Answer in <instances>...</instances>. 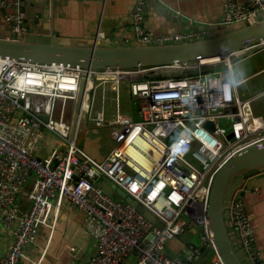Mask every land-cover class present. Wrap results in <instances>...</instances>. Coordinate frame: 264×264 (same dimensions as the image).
Returning <instances> with one entry per match:
<instances>
[{
    "label": "built area",
    "instance_id": "obj_1",
    "mask_svg": "<svg viewBox=\"0 0 264 264\" xmlns=\"http://www.w3.org/2000/svg\"><path fill=\"white\" fill-rule=\"evenodd\" d=\"M4 4L0 0V7ZM260 14H264V0L226 2L220 25L253 23ZM131 19L136 41L143 44L189 41L210 34L207 30L153 33L143 23L141 3ZM5 20L12 23L13 37L26 36L19 7ZM258 46L226 53L215 62L210 58L111 71L0 59V226L11 228L13 236L0 264H19L35 243L39 227L48 223L53 201L56 207L67 201L85 214L97 252L84 264H122L131 254L136 264H189L191 256H172L166 250L167 243L184 231L183 218L202 227L211 264H223L209 228L208 202L219 170L240 152L264 143V120L253 112V97L238 95L233 76L236 60ZM196 66L200 70L186 76L130 79L156 69L177 72ZM82 80L85 91L79 111L74 112L68 105L76 104ZM106 83L116 91L117 108L111 118H106L103 106L91 113L95 90ZM122 83L128 84L137 101L136 120L119 109ZM84 117L97 127L111 128L115 144L102 160L77 143ZM46 133L57 142L39 157ZM101 179L120 188L153 220L105 194L98 186ZM29 180L30 204L22 212L19 197ZM229 208L240 243L252 259H259L260 254L252 250L253 229L244 204L235 198Z\"/></svg>",
    "mask_w": 264,
    "mask_h": 264
},
{
    "label": "crops",
    "instance_id": "obj_2",
    "mask_svg": "<svg viewBox=\"0 0 264 264\" xmlns=\"http://www.w3.org/2000/svg\"><path fill=\"white\" fill-rule=\"evenodd\" d=\"M3 1L5 2L4 6H7L0 8V36L10 33L9 23L5 20V16L15 13V7L17 8L18 4L14 7L13 0ZM226 2L240 3L241 0H57L53 15L50 17H52L54 35H58L57 40L60 44L85 46L96 40L98 44L104 46L130 45L136 43L131 15L138 3L142 4L145 27L156 34H168L188 31L189 26L203 27V30H206L204 29L206 27L220 26ZM52 7L45 4L44 0L39 2L29 0L26 5L28 16L39 19V23H32L34 33L26 34L29 40L41 42L50 40V22L45 23L42 20V15L45 12L50 14ZM41 29L45 30V35L41 34ZM99 33L104 35L103 38ZM45 39L46 41H42ZM263 69L258 68L249 74H246V70H242L243 75H245L243 80L246 82V79ZM238 74L239 72H233L235 81L241 78ZM122 85H124V93L129 101L133 100L135 104V109L129 105L127 111L123 113L136 120L138 119L137 101L131 96L128 84L122 83ZM121 86L118 88V94L121 91ZM239 86H235L237 93H239L237 91ZM244 90L238 95L243 98L251 97L248 94L249 90L247 88ZM107 93L113 95L108 99V102L115 106V110L109 116L105 112L104 114L107 118H111L117 108L116 91L112 88L111 83L98 86L94 98L100 95L103 105ZM118 104L121 110L120 99ZM68 107H72L74 112L76 111V104L69 103ZM252 109L264 120V108L256 107L254 103ZM68 113L71 114L70 110ZM77 139L80 140V146L98 160H102L113 147L111 146L113 142L111 128L109 126L97 127L92 122L90 125L85 121L80 124ZM56 142L55 136L49 133L44 134L37 155L39 157L46 156ZM31 181L29 180L24 185L20 193L19 203L22 212H26L29 208L30 201L27 195ZM235 198L241 200L245 206L253 229L252 250L254 253L260 254L259 259H252V253H247L248 261L251 264H264V170L247 179H243L242 176H235L226 193L228 206ZM227 212L228 219L232 220L229 207ZM85 219V214L67 201H64L59 207L54 206L53 201L48 223L39 227L35 243L25 250V256L20 259L19 264L86 263L96 254L97 246L95 237L86 228ZM180 224L185 229L167 243V253L182 258L191 256L189 264H211L212 255L209 251L201 250L200 247V243L204 244L202 235L198 239V245L193 242V239L200 235L195 227L196 224L188 218H183ZM232 227L230 228L232 229L231 234L235 240H238L237 229L234 225ZM12 238V229L0 226V256L9 249ZM122 264H136L135 255L131 254Z\"/></svg>",
    "mask_w": 264,
    "mask_h": 264
},
{
    "label": "water",
    "instance_id": "obj_3",
    "mask_svg": "<svg viewBox=\"0 0 264 264\" xmlns=\"http://www.w3.org/2000/svg\"><path fill=\"white\" fill-rule=\"evenodd\" d=\"M3 1V0H1ZM41 0H36L39 2ZM57 0H44L45 4L52 7V12L42 15V20L50 22V40L48 42L31 41L27 37H13L11 22L9 23V34L0 36V58L24 60L31 63L41 64H68L78 65L81 68L92 70H117L132 69L137 67H162L176 64H186L197 60H204L222 56L229 52L238 51L244 47H252L264 41V14L257 16L253 23H237L231 28L223 25L206 27L210 34L207 36L173 43H151L143 44L140 42L130 45H100L92 41L90 45H69L60 44L57 40L58 35H54L52 17L53 9ZM29 0H13L12 4L18 3L20 11L24 13V24L27 27V34L34 33L32 23H39V19L28 16L26 8ZM3 8V7H0ZM15 7V10L17 11ZM1 10V9H0ZM14 14V13H12ZM186 26V24H184ZM203 27L189 26V30H203ZM42 35H45V30ZM199 67H192L186 70L188 73H196ZM171 75L161 74L159 69L154 72L143 75L142 77H131L136 79H156L166 78ZM86 81L80 83L78 99L76 101V112L79 111L80 102L85 91ZM45 119L44 116H42ZM206 127H211L209 123ZM78 145L80 140L77 139ZM264 170V143L254 145L237 154L230 159L216 174L209 196L208 202V223L212 232L217 251L223 261V264H251L247 258V252L238 240L232 236L233 224L228 219V204L226 203V188L231 178L242 176L243 179L256 175ZM101 190L108 196L119 198L123 202L133 206L138 212L146 218L153 220L152 215L138 204L131 197L127 196L120 188L110 183L107 179H101L98 183ZM107 188H109L107 190ZM198 233L202 235V227L195 226ZM233 228V227H232ZM201 250L209 251V247L200 243Z\"/></svg>",
    "mask_w": 264,
    "mask_h": 264
},
{
    "label": "rangeland",
    "instance_id": "obj_4",
    "mask_svg": "<svg viewBox=\"0 0 264 264\" xmlns=\"http://www.w3.org/2000/svg\"><path fill=\"white\" fill-rule=\"evenodd\" d=\"M227 28H231V26H229ZM42 41H46V39L42 40ZM248 53L249 52L246 51L243 55H241L239 57V59L236 60V62L234 64L233 72H239V74H238L239 76H240V73L242 70H246L247 71L246 74H249L250 72H254V71L258 70V68H261V69L264 68V41H261L260 46L256 47V50H254V54L249 55ZM164 71H169V70H164ZM164 71H162V72H164ZM243 76H245V75H243ZM246 80H247L246 82L244 81L245 83L243 82L242 84H240L237 91H239V93H241V92L245 91L244 90L245 88H247L249 90L248 94L251 97H253L251 106H253L255 103L256 107L260 106V107L264 108V69L256 72L255 74H253L251 77H249ZM123 86L124 85L121 86V91L119 93V99H120V104H121V106H120L121 111L123 110L122 112H125V111H127L129 105L130 106L132 105L131 107L133 109H135V104H134L133 100L129 101L128 97L124 93L125 89ZM105 95H106V97L103 101V105H102V98L100 97V95L95 96V99H94L95 104L92 107V112H91L92 115H94L95 112L97 110H99L102 106H103V110L107 116L111 115L114 112L115 106L108 102V99L113 95L108 94V93ZM240 97H242V96H240ZM83 121H85V123H87L88 125L91 124L90 120L87 117H84ZM114 144H115V142H112L111 146H113ZM231 180H232V178H231ZM231 180L229 181L228 186L226 188V193L228 192V188H229ZM225 197H226V195H225ZM200 238H201V235H198V238L196 236L193 239V242H195V245H198V243H199L198 239H200Z\"/></svg>",
    "mask_w": 264,
    "mask_h": 264
},
{
    "label": "trees",
    "instance_id": "obj_5",
    "mask_svg": "<svg viewBox=\"0 0 264 264\" xmlns=\"http://www.w3.org/2000/svg\"><path fill=\"white\" fill-rule=\"evenodd\" d=\"M161 74H168L171 75L170 77H176V76H186L189 75L190 73L186 72V71H173V70H169V71H160ZM192 74V73H191ZM31 187V186H30Z\"/></svg>",
    "mask_w": 264,
    "mask_h": 264
},
{
    "label": "clouds",
    "instance_id": "obj_6",
    "mask_svg": "<svg viewBox=\"0 0 264 264\" xmlns=\"http://www.w3.org/2000/svg\"><path fill=\"white\" fill-rule=\"evenodd\" d=\"M240 76H241V78L237 81L236 86H239L240 84H242L244 82V80H243V71H241Z\"/></svg>",
    "mask_w": 264,
    "mask_h": 264
},
{
    "label": "bare ground",
    "instance_id": "obj_7",
    "mask_svg": "<svg viewBox=\"0 0 264 264\" xmlns=\"http://www.w3.org/2000/svg\"><path fill=\"white\" fill-rule=\"evenodd\" d=\"M1 59V58H0ZM212 62H215V61H217V58L215 57V58H211L210 59ZM204 62H208V60H206V61H204ZM111 75H115V76H117V77H119L118 76V74L116 75V74H111ZM223 262V261H222Z\"/></svg>",
    "mask_w": 264,
    "mask_h": 264
}]
</instances>
